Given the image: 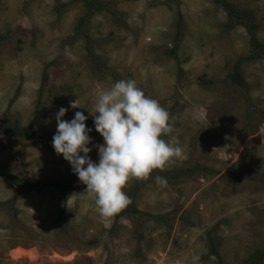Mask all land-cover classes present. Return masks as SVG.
I'll return each instance as SVG.
<instances>
[{
  "label": "rangeland",
  "instance_id": "obj_1",
  "mask_svg": "<svg viewBox=\"0 0 264 264\" xmlns=\"http://www.w3.org/2000/svg\"><path fill=\"white\" fill-rule=\"evenodd\" d=\"M101 1L94 12L83 0H0V126L34 135L0 133V264H264V58L234 70L247 30L215 0ZM227 1L251 11L264 42V0ZM122 79L170 113L164 138L187 158L131 180L139 213L105 224L52 138L64 107L66 120L89 116L102 144L88 111ZM195 163L210 171L188 173ZM13 177L50 185L27 191ZM53 183L67 184L66 200Z\"/></svg>",
  "mask_w": 264,
  "mask_h": 264
},
{
  "label": "clouds",
  "instance_id": "obj_2",
  "mask_svg": "<svg viewBox=\"0 0 264 264\" xmlns=\"http://www.w3.org/2000/svg\"><path fill=\"white\" fill-rule=\"evenodd\" d=\"M70 108L81 107L75 100ZM67 111L60 107L55 113L52 146L86 186L84 193L105 224L131 202L124 190L131 180H147L154 170L187 158L180 145L164 138L174 133L170 113L135 80H118L100 91L94 111H88L102 144L93 143V129L86 124L89 116L76 111L74 118L66 120ZM93 148L98 150V162L90 156ZM154 180L160 188L167 187L165 177L157 175Z\"/></svg>",
  "mask_w": 264,
  "mask_h": 264
},
{
  "label": "trees",
  "instance_id": "obj_3",
  "mask_svg": "<svg viewBox=\"0 0 264 264\" xmlns=\"http://www.w3.org/2000/svg\"><path fill=\"white\" fill-rule=\"evenodd\" d=\"M85 3V6L87 8V11H94V12H100L104 11L106 7V3H104L101 0H83ZM215 2L221 4L228 15V23H234L239 24L243 26L249 35V46H250V52L248 55L240 57L237 59L236 63L234 64V70H237V67H239L243 62L247 61H254V60H260L264 58V42L260 41L257 37V32L259 28V24H257L254 21V16L251 13V11L246 9H239L234 4L230 3L227 0H215ZM0 133H8L11 135H19L20 137H24L26 139H33L34 135L30 132H28L25 129H22L17 122H14L13 125L2 127L0 126ZM186 171L190 174L197 172V171H210L205 166L195 163L193 166L186 169ZM63 179H67L66 177H62ZM173 179L179 178V176L172 177ZM15 183H18L19 187H26L27 191H31L33 189L37 188H45L48 187L50 184L47 181L42 180H29V179H22L18 177H13ZM78 186H85L81 182L76 183ZM53 186H56L61 194L64 200L67 199L68 193L65 186H67L66 183H53ZM129 196V195H128ZM131 202L118 214L114 216L115 220H118L122 216H129L132 214L139 213V210L134 206L132 200ZM260 257L264 255V250L262 253H260ZM252 257L247 258L246 263L248 264Z\"/></svg>",
  "mask_w": 264,
  "mask_h": 264
}]
</instances>
